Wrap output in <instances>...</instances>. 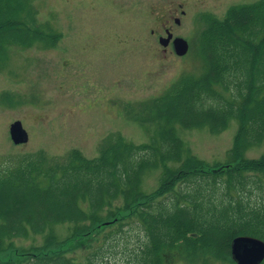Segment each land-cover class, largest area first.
Segmentation results:
<instances>
[{"label":"trees","instance_id":"16d2710c","mask_svg":"<svg viewBox=\"0 0 264 264\" xmlns=\"http://www.w3.org/2000/svg\"><path fill=\"white\" fill-rule=\"evenodd\" d=\"M205 23L206 68L139 117L154 123L149 141L113 133L93 158L76 149L64 160L40 151L0 158V264H104L121 239L133 264H164L172 252L196 264L229 254L236 236L264 241V153L246 156L264 143V0L231 5ZM51 34L33 0H0L2 49L10 35L29 46L50 44ZM3 57L0 50V66ZM231 120L237 130L224 161L197 157L176 134V124L221 131ZM151 171L158 183L149 190ZM56 225H67L65 233ZM132 236L137 245L128 248ZM83 245L85 261L76 253Z\"/></svg>","mask_w":264,"mask_h":264},{"label":"rangeland","instance_id":"374dc122","mask_svg":"<svg viewBox=\"0 0 264 264\" xmlns=\"http://www.w3.org/2000/svg\"><path fill=\"white\" fill-rule=\"evenodd\" d=\"M254 1L33 0L38 20L56 35L51 34L54 41L48 45L40 39L29 46L27 40L10 35L16 39L6 48L0 47L4 51L0 66V158L16 159L40 151L64 160L75 149L93 158L113 133L135 143L149 141L154 123L141 122L139 117L181 78L198 76L206 68L200 52L205 18L223 19L231 5ZM175 17L180 19L178 24ZM164 26H171L175 35L186 39L185 54L178 55L170 45L163 47L158 42L157 34L164 35ZM15 120L27 132L25 143L15 144L10 138L9 126ZM175 129L197 157L224 161L237 122L231 120L221 131L208 124H176ZM261 153L264 143L250 148L246 156ZM157 175L155 171L145 175L149 190L157 187ZM66 226L56 225L55 230L64 234ZM134 240L132 236L128 248L136 247ZM41 241L37 236L34 243ZM85 247L76 250L82 261L87 258ZM102 263L133 264L122 239L105 252ZM164 264L190 263L172 252ZM196 264L236 263L229 253L219 258L210 255L207 262Z\"/></svg>","mask_w":264,"mask_h":264},{"label":"water","instance_id":"95a60500","mask_svg":"<svg viewBox=\"0 0 264 264\" xmlns=\"http://www.w3.org/2000/svg\"><path fill=\"white\" fill-rule=\"evenodd\" d=\"M170 37L171 34H168L167 37L159 38V43L166 46ZM173 47L176 54L183 55L187 51L188 43L182 37H175ZM9 133L15 144H22L28 140L27 132L19 120L10 124ZM230 253L236 264H259L264 260V241L252 236H236L231 241Z\"/></svg>","mask_w":264,"mask_h":264},{"label":"flooded vegetation","instance_id":"af4514ba","mask_svg":"<svg viewBox=\"0 0 264 264\" xmlns=\"http://www.w3.org/2000/svg\"><path fill=\"white\" fill-rule=\"evenodd\" d=\"M256 1H257V0H256ZM181 13L183 14L184 11H182ZM175 20H179V22H180V19H179L178 17H175V18L173 19L174 23H175V24H178L179 22H176ZM163 31H164V35H163V36L157 34L158 42H159V38H161V37L164 38V37H167L168 34H171V37H170V39H169V41H168V44H167L166 46H163V45H162V46H163V47H169V45H170L171 48H172V50L175 52L174 47H173V39H174L175 37H180V36L174 34L173 28H172L171 26H164V27H163ZM165 49H166V48H165ZM262 262H263V261H262ZM262 262H261V263H262ZM261 263H259V264H261Z\"/></svg>","mask_w":264,"mask_h":264}]
</instances>
